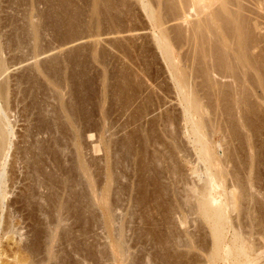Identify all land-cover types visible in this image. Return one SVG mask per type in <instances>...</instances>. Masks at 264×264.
I'll use <instances>...</instances> for the list:
<instances>
[{"label":"bare ground","instance_id":"bare-ground-1","mask_svg":"<svg viewBox=\"0 0 264 264\" xmlns=\"http://www.w3.org/2000/svg\"><path fill=\"white\" fill-rule=\"evenodd\" d=\"M21 1H24V0H21ZM26 1H27L29 6H31V5L33 6V5H35L34 1H36V0H25L24 1L25 4H26ZM40 1L41 0H39V2ZM101 1L105 2L106 0H93V2H91V3L92 4H95V2L101 3ZM136 1L140 5L141 9L145 13V17L148 19V21L150 22V24L153 28V29L151 28L152 29L151 37H152L153 44H154L156 50L159 52L158 54L162 58L161 60L163 61V63L166 66L167 72L169 74V78L173 83V87L175 90L174 94L177 97L178 106L180 108L179 113H178L179 115L177 117H175L176 115L174 117L164 116L161 120L159 118H157V119H159L157 122L160 121L159 124L162 127L161 128L160 126H158V127H160V129H162V132L160 131V133H163L162 135H164L165 138H167L169 140L170 144H168V145L165 144L166 146L164 145V142H163V144L162 143L158 144L157 141L155 142L153 136L151 135L153 140H154L151 144L155 143V146L153 145L150 147L151 152L149 153V152H147V149H145V146H146V144H147V147H148V144L150 145V142L152 141V140L150 141L151 136L148 140L147 139L148 137H145L144 133L142 134V137H143V135L145 137V138L143 137L145 139L143 141H145L144 143H146V144H145V146H143L144 148H141V149L146 150V152H147L146 155L149 156V157H147V156L143 157L144 158L143 161H141L143 159L141 156L145 154V151H144V154H141L143 152V150L141 151L139 146L143 145L144 143H143V141L138 140V138L139 139H143V138L134 137V138H137L136 142L141 141V144H139L138 147H136V149L138 148L139 150L137 149V151H136L134 149L135 148L134 144H136V142L135 143L133 142L134 143L133 144L131 142V140H132L131 136L132 135L131 134H130V136L127 135V136H129V138H131V140L128 138L129 140L127 139L126 141H129L128 143L131 142L133 144V151L135 150L136 152H138V151H139V153L141 152L140 153L141 155L139 154L140 158L138 157L139 158L138 161H141L140 165L142 164L141 165L142 169H140V170H142L141 171L142 177H139L136 174L137 175L136 177L140 178V180L138 179L139 183L141 184V181L143 183L144 178H145V180L146 179L150 180V178L152 179L153 177H154V179H152L153 181L151 180L149 186L152 187L151 183L152 184L155 183V185H157V183L159 182L158 187L155 186V188L153 190L151 189V187L149 188L148 186H146L149 189H151V190H149L147 188L149 190V192H148L149 194H147L148 190L146 188H144L145 190H147L146 194L148 196H146V194H144L145 193L144 190H143L144 193L143 192L142 193L148 198L145 199V201H143V198H145L143 195L141 202H144V203H142L143 204L142 206L145 207V209L148 213L156 211V214H159V213H157V212H159V210L164 211L165 214L167 213L169 216H171V217L173 216L172 220H174L177 225L178 224L179 225L184 224L183 219L180 217L181 215L179 214L180 211L181 212L183 211V213L186 214L187 218L189 216L193 217L194 219L190 217L192 223L196 222V220H199V222L201 221L204 224V226L207 228L206 233H207V235H208L207 237L209 239V243H207L206 248H204L202 251L206 254V258L211 263L222 262V264H264L263 262L261 263V260L264 259V251H262V252L258 251V249L254 248L255 245L253 246V244H252L253 240H252L251 236L255 233L250 232L251 229L247 230L251 234L252 233L253 234L250 235L246 231V233L248 234V236L246 237L245 236L246 233L244 232L245 234H243V232H242V231H245V230H243L244 225H245L244 222H243V225H242V223L238 222V220L240 221L241 217H242L240 215V211H242V210H240V205H241L240 203H242V202H238V199H239L238 195L239 194L237 195L236 190H237V192H239V190H238L239 184H237V183L240 182L241 179L239 181H237L238 177L236 178L235 174L233 176L234 170L232 172H230L231 170H228L229 166H232V169H235V167H237L238 165L239 166H242V165L245 166V167L243 166L245 169H243L244 173H242V174H243L244 178H242V180L245 179L246 181L243 184H244V186L248 187L247 194H248V192L250 194V196L249 195L248 196L254 197V196H252L254 193L252 190L255 189V186L252 183V181L254 180V176H255V173L257 172V170L254 173L253 167H255L254 164H255V161L257 160V156H258V153L256 155V151H255V150H257L255 144L257 143V140H258L257 137H255V134H257V133H255V131H256L255 129H258L257 128L258 126H256L257 125L256 120H257V123L259 122L258 119H254V116L256 114H259V113H257V112H259L258 108H260V107H258L259 103L264 102V77H262V75H261V69H260V71L258 69L259 68L257 65V64H259V63H257L259 61V60H257L258 56L252 55L254 58H252V56H248V52L252 53L251 50H253V47L254 46H255L254 48L257 47L256 43L253 40V38L255 36H254V34H252V31L256 30V28H257V24H256L257 20H255V18L250 19V17L253 18L252 16H254L256 14V13H253V11L251 13H253L254 15L250 14L248 12L249 16L251 15L250 17L248 15L247 16L244 15L248 11L244 5H245V2L247 4L250 3V5L253 8L258 9L259 5L263 6L262 4L264 3V0H168V2H165V4H168V5H166L167 6V10L165 11L166 13L164 12L163 14L160 13V11L158 10V9H160L158 7L162 6L160 3L161 0L160 1L155 0V1H157L156 6L150 0H136ZM18 2H19V0H17V3L13 2V4L16 3L15 6L19 5ZM24 2H21V3H23V5H25ZM49 2H51V1H49ZM49 2H47V3H49ZM0 3H2V2H0ZM21 3H20V5H21ZM47 3H45V4L47 5ZM98 3H96L95 5H97ZM23 5H21V6H23ZM163 7H165V6L163 5ZM45 9H46V7H45ZM92 10L94 13V11H95L94 6H93ZM249 10H251V9L249 8ZM260 10H262V9H260ZM46 12H47V9H46L45 13ZM262 12H263V10H262ZM33 13H35V12L30 11V13H28V15H26V17H25L26 26L23 27L21 29V31L24 29L22 31V33H24V35L28 38V40L26 39L28 41L27 43L28 44L30 43L29 45H31V48H30V46L28 48V49H30V50H28V51H30V53L33 51L31 53L32 55L29 54V55L33 56V57H31V59L36 60V58H38L41 54L46 53V52H44L42 50L40 51V47H41L40 46V38H41L40 35L41 34H39V32L41 30V27H42L41 24L42 23L40 22L41 23L40 24L38 21H36V22L33 21V20H35L34 19L35 17H37L38 15H41L42 13L39 14V12H36L35 13L36 15H34ZM47 13L45 14L46 15L45 20L48 18L47 15L50 14V12L48 14ZM96 13L98 14V11H96ZM42 15H44V14H42ZM256 15H258V14H256ZM256 15L254 17L258 18ZM167 16L172 17L175 21L177 20L179 22L180 21L182 22L180 24V26L178 25V27H179V28L177 27L178 30H176L175 32L174 31L172 32L173 34H170L171 29L167 28V26H166ZM39 18H41V17H39ZM36 20H37V18H36ZM41 20L39 19V21H41ZM44 26H45V24H44ZM96 27H97V25H96ZM130 32H128V33H130ZM253 33H254V31H253ZM172 35H174V38L170 37ZM252 36H253V38H252ZM24 37H23V40H24ZM171 38H173L172 41H174V42H175L174 39L178 40L177 42H180V43L184 42L183 45L184 46L186 45L187 48H189L188 52L190 51V54L185 53V54H187V56H185V58H180L179 56L177 57L176 56L177 55L176 50L174 49L173 44H171ZM26 40H25V42L23 41L25 44H26ZM261 40H262V38H261ZM19 42H22V41H19ZM19 42H17V44ZM180 43H178V46L181 45ZM21 45H23V44H21ZM41 45H43V44H41ZM183 45H181V46L184 47ZM16 46L18 47V45H16ZM19 48H21V47H19ZM3 49H5V48L2 47L1 38H0V77L5 75L9 69L8 65H6L7 63H5L6 61H4V59L2 58ZM47 51H49V50H47ZM249 55H251V54H249ZM256 56H257V58H255ZM182 57H184V55ZM27 58L29 60L30 56ZM22 61H23V59H22ZM149 62H151V61H149ZM263 64H262V66H263ZM50 68H52L53 70ZM50 68H49V70H51L53 72H55V70L57 69V68L54 69L53 66H51ZM35 69H38V68H35ZM57 70H56V72H57ZM249 71H252L251 73L254 72L252 77L251 76L249 77V75L251 73H249V75L247 74V72H249ZM50 76L52 77V75H50ZM215 76H217L219 80H216L217 78H215ZM58 79H59V77H58ZM121 80H122V78H121ZM226 80H228V81L230 80V81L227 82ZM47 81H48L47 83H48L49 89H51L49 91L50 92L52 91V93H54V94H52L53 97L52 96H50V97H52L53 99L55 97V99H57V100H54V101H56V102L59 101L58 103L60 105H57V107L55 108L56 110L54 108L52 109V111L55 110L54 113L52 112V115H53L52 120L50 119V121H47L44 119V122H42L43 124L42 125L39 124V125L41 127L42 126L44 127L42 129L44 130V133L46 135L50 134V132L53 133L52 129H54V128H55L54 130H56L54 132L65 131V133H66V131H68L67 133H69L70 136L68 137L69 139H67V140L68 141L70 140L72 145H75V146L77 145V147H79L80 144L78 142H79V139L81 138V136L79 138V135H80L79 132L81 131V130H79V128L83 129V127L79 126L78 121L80 120L79 119L80 117L85 116L86 112L83 115L84 111L81 109V106H78V105L75 106L76 108L73 107V110H72V107L71 108L69 106H68L69 108L66 107V105H65L66 103L64 102V100L61 99L64 97V95L61 93L62 86L60 89V86L57 85L58 82L56 80L52 81L51 79L48 78ZM54 81H56L57 83ZM6 84H7L6 82L5 83L2 82V84L0 83V264H50L52 261H55L57 259L56 258L57 256H55L56 251L54 250V247H55L54 243L58 239L57 236L59 237V235H58L60 233L59 231L62 229V227L65 226V225L63 226V224L65 222L64 213L67 211V206L71 204V202H72L71 200L75 199V203L77 205V206L76 205L75 206L78 207L79 210H81L79 207L80 206L82 207V204H85L84 202L88 198L82 199L81 194L76 195L75 193H72V194H70V196L72 195L71 198L69 196L71 202L66 203V201H68V200H65L67 197H65L63 195L64 194L63 190L61 191V192H63V194L60 191H56V192H60L61 195L64 196V198L61 199L60 196H58V194H59L58 193L56 197L59 198V200L55 197V199L57 201H55V200L53 201V199L52 200L50 199V198H52V196L50 195V198L47 197L48 200L50 199V202H47V204H45V205L43 204L45 207L47 205V209H45V210L42 209V213H43L42 216H44L43 219L45 220L44 222H46L47 227L46 226H45L46 228L44 227L45 228V232H43L44 236L41 235V237L43 236L44 238L39 240V241H41V243L36 241V239L38 240V237L40 236V234H38V230H37V232L35 231L36 229H34V226L30 227V229L31 228L34 229V230L31 229V230L35 231V233L38 234L37 235L38 237L34 236V238L37 237L36 239L32 238L34 235V232H32V231H31V233L33 234V235H31L32 239H30V237L27 236L30 233V230H29L28 234L23 235V233H22L23 231L21 232V229H24V228H21V226H19L20 223L15 224L16 220H14V219H16V216H14V214L16 215V211H17V218L21 217V215H22V217L20 219L23 220L24 219L23 218L24 212H22V211H24L25 209L27 210L28 208H26V207L28 205H30L28 207L32 208V206L35 204L32 201H34L35 197H37L36 196L37 192L35 193L33 184L35 187L38 186V189L42 188V187H44L43 189L49 188L48 191L50 190L49 194H51L50 192L54 189L52 187L53 184L51 183L52 182L51 179L52 178L54 179V177H55L52 174L51 175L53 177L51 175H49L48 174L49 172L47 173L45 171L46 169H44V171L42 172L41 169H43L45 167L44 166L45 164L43 165V167L40 166V168L42 167L40 169L38 166L39 163L36 161L37 159L35 160V158H34L35 155H38V157L42 156L43 155L42 151H44V154H45V152H46L45 150L48 151V155L50 156V153H49L50 147L48 149L43 150L42 147L38 146L39 147L38 148L34 143L33 144L35 146L31 145L32 143H30L28 141L30 143L28 147L25 146V147L16 149L17 153L15 154V158H14L15 159V161H14L15 165L18 164L20 166L21 162H26L25 165L28 164L27 165L28 167L27 166H25L26 168L24 167L25 169H27L26 173H24V174L28 175V176L26 175L27 176L26 179H28V181H30V186L29 187L27 186L26 191L23 192L24 194L22 193L23 195H20V196H22L23 204L25 202V205L27 204V206L24 205L25 208L22 207L23 204H21V201H20L21 198L18 197L19 200L15 201V203L18 204L19 203L18 201H20L19 207L24 208V210L22 208H20L22 210V211L20 210L22 212V214L20 213V216H18V214L20 212L18 207H16L18 210H16V208H15V210H16L15 213L14 212L12 213V211H11V213H6L7 216L4 214L5 205L6 206L8 205V203L7 204H5V203H6V200L8 201L9 198L7 199V197L10 194V191H8V187H9V185L11 186V184H12V186H15L16 185L15 181H17V179H18V177H16V173L14 172V170L9 168L10 166L13 167V165L12 164L10 166L8 165V161H9L8 159L10 157H11V159L13 158L12 156H10V152H11V149L13 148L12 146H14L13 139L15 137V133H14V128H13L11 121H10L11 118L8 114V113H10L11 107L9 108L10 102L8 100V99H10L8 96L9 90H7L9 87ZM122 86H124V85H122ZM141 88H142V86H141ZM257 88H260L263 96H258L256 94L255 91ZM119 91H121V89ZM261 91H260V93H261ZM253 93H255L256 95ZM253 98L255 100V103L253 101H251ZM257 100H259V103ZM62 101L64 102V104H62ZM45 104H47V103H45ZM260 105H262V104H260ZM102 108L100 106H98V111L96 110L99 113L98 117H100V122L97 121V123H99V124H97L98 127L97 126L94 127L95 131L97 128L96 132H98V133H97L96 137L99 138L97 140V141H99V143L97 142V144H99V146L93 145V147L96 148L93 150H96L98 155L100 152L102 153V154L100 153L101 158L99 157L100 159H98L99 163H101V164H98L101 167V168H99L100 173H98L100 176V178L98 177L100 179V181L98 184H97V182L96 183L94 182L92 176L90 175V171H89L90 170L89 169L90 164H88V163L85 164V162H83V163L80 162L83 159L80 161L77 160L79 162H78V164H76L75 170L77 169L76 170L77 174L80 173L79 174L80 177H83V181H84V179L86 180L84 182V184H86L87 186H84V187L87 188V191L89 192V193L88 192L87 193L90 195V196L88 195L89 196V199H88L89 205L87 204L88 207L92 208V212L94 211V209H93L94 207H96L95 209L100 210L98 212H101L100 217L102 219L100 218L101 219L100 222L102 223L101 226L104 228L103 230L102 229L101 230L102 231L109 230L110 231L109 236L113 237L111 241L109 240L110 242L108 241L109 242L108 243V251H107L108 255L105 254V252H104V254H105L104 257L107 255L109 258V259L107 258V260H110V262L115 263L117 261H121L122 264H125V261L127 263V259H128L127 254H128V251L130 250L129 249L130 247L126 246L127 234H125L126 229H124V228H126L127 222L134 218V215L131 212V209H133L135 206L138 207V205H140L141 203L139 204L140 200L139 199L137 200V198H135V192H137V188H138L137 187L138 183H136V181H137L136 177L131 175V177H133L134 180L136 179L135 184H134L135 186L134 185L130 186L128 184L126 186V184L123 182V180L124 179L127 180L128 179L127 176H129V175L128 174L126 175L125 173H127V172H124L125 170L123 171L122 169L126 168V170H127V168H129V167L132 168L131 164L133 161L135 162V160H132V158H134L132 156L135 154V156H136L135 159L137 162V156L138 155H136V154H138V153H136V152L133 153V151H132V153H133V155H132L131 149H129L130 148L129 145H131V144L126 146L127 143L124 144L125 143L124 142L122 144V142H121L122 140H121L120 144L125 146V147H123V146L121 147L119 142L116 141L117 139L115 140L116 142L111 140L110 136L116 132H113L111 134L110 132H112V131H110V128H111V130H113L112 127H115V126H113V124H116V123L111 122L113 124H110L109 121H111V120H109V118H108V116L110 114L108 115V113H111V112L107 113L106 112L107 110L104 111ZM139 109H140V107H139ZM142 110L144 111L143 108H142ZM41 112L43 113L42 110H41ZM145 112H144V114H145ZM80 114H82V116H80L78 118V116ZM140 114L142 115V111ZM145 115H147V114H145ZM145 115H143V119H144ZM39 116H40V114H39ZM87 116H89V115H87ZM53 117H55V118H53ZM92 117H93V115H92ZM133 117H135V116H133ZM161 117H162V115H161ZM77 118L79 119L78 121H77ZM82 118H81V123H82V120L84 119V118L83 119ZM136 118H138V117H136ZM140 118L142 119V117H140ZM97 119H99V118H97ZM42 121H43V119H42ZM254 122L256 125L254 124ZM176 123L178 124V126L181 127L180 130L178 129L180 131V133L172 134L174 131H173V129L171 130V128L173 126H175ZM159 124H157V125H159ZM61 125H63V127H64V128L62 127L63 129L59 128V126H61ZM95 125H96V123H95ZM111 125H112V127H111ZM157 125H156V127H157ZM39 127H36V128H39ZM57 127H58V129H57ZM87 127H89V125ZM90 127H91V124H90ZM124 127H125V125H124ZM152 127H153V125H152ZM66 128H67V130H64ZM33 129H34V127H33ZM151 129H153V128H151ZM262 129H263V127H262ZM43 130L41 131L38 129V131H41V132H43ZM145 130L142 129L141 133L143 131L145 133H146V131H148V130H146V131ZM28 131H29V129H28ZM151 131H149V135L151 134ZM90 132H91V130H90ZM131 132H133V131L131 130ZM136 132H138V131H136ZM27 133H28V135L26 137H28V138L35 135V133H34L33 135L31 134V136H30L29 132H27ZM78 133H79V135H78ZM108 133H109V135L110 134L111 135L107 137ZM62 134H64V132ZM132 134H135V133H132ZM146 135H147V133H146ZM36 136H38V135H36ZM112 136H114V135H112ZM137 136H138V134H137ZM139 136H141V135H139ZM89 137L90 136H88V138H87L88 140L90 139ZM94 138H95V136H94ZM126 138L127 137H125V139ZM64 139H66V138H64ZM91 139H93L92 135H91ZM180 139H184L186 141L185 144H186L187 148L182 147L180 145ZM28 140H30V139H28ZM63 141H64L63 139H61V141L59 139L53 140L54 144L52 145V143H51V145L54 147H51L50 149L53 150V148L56 147L57 148L56 150H58V148H61V146H63V145H64V147H66L68 145V142H64L67 144L65 146ZM224 141H226L227 146H229V145L232 146V149H227L228 148L227 146H226L227 148L225 149L224 148V144H225ZM35 142H36V139H35ZM117 142L120 146L117 144ZM158 142H160V141L158 140ZM24 143L26 145L27 142H24ZM40 143H42V142H40ZM46 143H47V141H46ZM259 144H260V142H259ZM37 145H38V143H37ZM64 147H63V149H64ZM77 147H74L76 149V151L74 150L76 153L78 151ZM257 148H258V145H257ZM52 150H50V151L54 153V151H52ZM129 150H130V152H129ZM17 154H18V157H16ZM39 154H42V155H39ZM46 154H47V152H46ZM76 155H79V154H76ZM130 155H132V156H130ZM176 155L178 156V158L181 155L183 160L186 162V164H185V162H184V164L186 166L191 167V169L189 170V172H190L189 177H194L197 180L196 182L189 183L188 181H185V179L181 178L180 172L178 173L176 171L177 166H176L175 160H174V157H176ZM52 156H53V154H52ZM76 157H77V159H81V158H79V156H76ZM76 157H75V160H76ZM49 159L50 158H48V160ZM145 159L148 161H147V163H145L143 165V162L145 161ZM83 161H85V160H83ZM42 162H45V161H42ZM12 163H13V161H12ZM237 163H238V165H237ZM257 163H259V162L257 161ZM138 165L139 164H137V166ZM133 168H135V167H133ZM133 168L131 169V173H132ZM139 168H140V166H139ZM21 169H23V168L21 167ZM60 169L61 168H59V170ZM59 170H57V171L59 172ZM121 170H122V172H118ZM97 171H98V168H97ZM134 171L135 170H133V172ZM137 171L139 172L138 168H137ZM137 171H135V173H137ZM123 172H124V174H123ZM9 173H11L10 176H9ZM20 173H22V172L20 171ZM55 173H56V171H55ZM63 174H65V173H63ZM132 174H134V173H132ZM145 174L146 175L152 174V176H146V177H148V178H146ZM49 176H51V178ZM56 177H57V175H56ZM64 177H65V175H64ZM133 178H131V179L133 180ZM228 178H232V179H230V181L232 180L231 181L232 183L229 182ZM59 179H60V177H59ZM131 179H130V181L132 182ZM227 179H228V181H227ZM65 180H63V182L61 180L60 183H62V184H60V185H63L64 187L61 186V188L62 187L64 189L66 188L64 191L67 192L68 187L66 185H68V183H67L68 180L67 181H65ZM55 181L58 182V180H56V178H55ZM76 181L78 183V180H76ZM121 181H122V183H124V186H123V184H121ZM154 181H156L157 183ZM57 182H55V183L57 184ZM8 183H11V184L8 185ZM133 183L134 182H132L131 184H133ZM145 184H147V183H145ZM240 184H241V186H243L242 183H240ZM177 185H178V187H180V186L181 187L178 188ZM56 186L58 187V185H56ZM56 186L54 184L55 188H56ZM244 186L241 188H244ZM69 187L71 188V186H69ZM10 188H12V187H10ZM10 188H9V190H10ZM12 189H14V188H12ZM73 189L74 188L72 186V190ZM177 189H178V191H177ZM179 189H180V193H179ZM244 189H243L244 191H242V192L245 193L246 187ZM56 190H59V188L58 189L56 188ZM53 191L55 192V190H53ZM254 191H257V190L255 189ZM56 192L53 194L56 195ZM68 192H69V190H68ZM133 192H134V194H133ZM242 192H241V194H242ZM250 192H252V193H250ZM257 192H255V196H256ZM73 194H75L74 198H72ZM133 195H134V197H133ZM257 195H259V194L257 193ZM46 196L47 195L42 196V197H46ZM66 196H67V193H66ZM139 196H142V194L140 195V192H139ZM248 196L246 195L245 197L248 198ZM53 197H54V195H53ZM245 197L240 198V199H244ZM123 198H125L124 201H123ZM40 199H42V198H40ZM47 199L45 198L44 200H47ZM240 199H239V201H241ZM250 199H249V201H250ZM42 200H40V202ZM43 202L45 203L46 201H43ZM126 202L128 203V205ZM86 203H87V201H86ZM90 204L92 207H90ZM122 204L127 205V207H128V208L126 207L127 211H125V208ZM9 205L10 206L12 205V203L10 204V201H9ZM43 205H42V207H43ZM34 206H36V205H34ZM38 206L41 207V204ZM121 206H123V208ZM39 207L38 208L33 207V208H36L37 210H39ZM68 207L70 210L72 209V207L74 208V206H71V207L68 206ZM120 207H121L122 211H118V209H120ZM144 207H142V208H144ZM7 208H9V207L7 206ZM12 208L14 210L13 205H12ZM89 208H87V209L90 210ZM69 209L67 212H69ZM82 209H84V208L82 207ZM87 209H85V210H87ZM72 210H74V209H72ZM75 210H77V209H75ZM123 210L125 211V214L124 213L121 214L122 216L119 215L120 217H118V215H115L117 213V211L122 213ZM33 211H34L33 213L36 214L35 209ZM39 211H41V209ZM28 212L31 213V211H29V210L27 211V213L25 211L26 214H28ZM83 212H85V211H83ZM83 212H82V214H83ZM30 213L28 215H31V218L29 217L27 219H31L29 221H32V216H34V214L33 213L30 214ZM76 213L78 215L77 211H76ZM79 213H81V211H79ZM87 213H89V212H87ZM38 214H40V212H38ZM71 215H70V217H71ZM77 215H75V216H77ZM81 215L79 214L78 216L81 217ZM96 215L97 214H95V216ZM67 216H69V215H67ZM186 216L184 215V217H186ZM239 217H240V219H239ZM163 218L164 217H162V215H161L160 220H156V221H158L159 225L161 224V226L166 223L165 222L166 220ZM243 218L245 219V217H243ZM78 219L79 218H77V220ZM100 219H97V220H100ZM97 220L95 218V221L97 223H99ZM33 221H34V219H33ZM249 221H250V219H249ZM66 223H67V221H66ZM35 225H36V223H35ZM40 226H39V229H40ZM98 226L100 227V225L97 224V228H99ZM241 226H243L242 230H241ZM169 230H170V228H169ZM24 233H26V232H24ZM105 235H107V234H105ZM105 238H107V237H105ZM29 239L31 240V242L29 241ZM161 239H164L163 240L164 242L166 240L169 241V243L176 242L177 246L179 244L177 242L178 237L176 238L173 236V234H170V233L168 234V236H166V238L161 237ZM194 239H196V238H194ZM4 240H6L8 242V244L6 243L7 249H4L2 247L3 245L1 246V241H4ZM60 240H61V238H60ZM9 241H12V246L14 245L16 247L12 249L10 247ZM13 241H14V243H13ZM166 243H168V242H166ZM166 243H163V244L165 245ZM193 244H194V240L192 241V239H191V241H188V244L184 243V246H188L190 249V247H192ZM179 245H182V244H179ZM188 247H186V248H188ZM39 253H41L42 255ZM98 253H99V251H98ZM92 254H94V253H92ZM38 255H40V257L42 256L41 257L42 260L37 261L38 260L37 257H39ZM253 256H254V258H252ZM100 257H101V255H100ZM63 258H65V257H63ZM105 258H104V260H105ZM59 259L61 260L62 258H59ZM84 261L86 262V260H84ZM59 262H61V261H59ZM63 262L64 261H62L61 264ZM65 262H66V260H65ZM55 264H57V263H55Z\"/></svg>","mask_w":264,"mask_h":264},{"label":"rangeland","instance_id":"rangeland-1","mask_svg":"<svg viewBox=\"0 0 264 264\" xmlns=\"http://www.w3.org/2000/svg\"><path fill=\"white\" fill-rule=\"evenodd\" d=\"M24 1L19 0L20 3L24 2ZM36 1H34L35 5H33V6L32 5L29 6L27 1H26V4L24 2L25 5H23V3H21V5L24 6L23 7L20 5L19 2H18L19 5L15 6V4L17 3V0H0V2H2V3H0V23H1L0 24V35L2 34L0 36V38H1L2 47L5 48V49H3L2 58L4 59V61H6L5 63H7L6 65H8V67H9L6 74L3 75L2 77H0V83L2 84V82L3 83L6 82L7 83L6 85H8V87H9V88L7 87L8 88L7 90H9L8 96L10 99H8V100L10 102L9 108L10 107L11 108H10V113H8V114L11 118L10 121H11V124L14 128V133H15V137L13 139L14 146H12L13 148L11 149V152H10V156H12L13 158L11 159V157H10L8 159L10 161V162L8 161V165L9 166L11 164L13 165L14 168L12 166H10L9 168L13 169L14 172L16 173V177H18L17 181H15V184H16V185L14 184L15 186H12L11 183H8V185L11 184V186L9 185V187H8V191H10V194L7 197V199L8 198L9 199H8V201L6 200L5 204L8 203L7 206L9 208H7V206L5 205L4 214L6 215V213H11V211H12V213L13 212L15 213L16 210L19 209V211H20L21 210L20 208H22V207L25 208V206H27V204L25 205V202L23 204L22 196H20V195H23L24 194L23 192L26 191V189H27L26 187L30 186V181H28V179H26L28 175L26 174L27 175L26 176L24 174L27 171V169H25L26 168L25 166H27L28 164L25 165L26 162L20 163V166L24 170L21 169V167L18 164L15 165V163H14L15 159L14 158H15V154L17 153L16 149L22 148L25 146L28 147L29 144L32 143L31 145L35 144L37 147L40 146L44 150V149H48L49 147L50 148L54 147V146H52L54 144L53 140L59 139L61 141V139H63L64 140L63 143L68 142V145L66 143H64L65 146L66 145L68 146V147L66 146L67 148L64 147V145L61 146L62 149L58 148V150H56L57 149L56 147L53 148V150L49 148L50 156L48 155V151L45 150L47 152V154H46V152L44 154V151H42L43 155L39 154L42 156L38 157V155H35V157H34L35 160L37 159L36 161L39 163L38 164L39 168H40V166L43 167L44 164H45L44 165L45 167L46 166L48 167V168L44 167L43 169H41L42 168L41 167L40 169L42 170V172L44 171V169H46L45 171L47 173L49 172L48 173L49 175L52 174L55 176L54 179L53 178L51 179L52 180L51 183L53 184L52 187L54 188V189L53 188L52 189L55 190V192L56 191L61 192L63 190L64 194H63V192H61V193L65 197L68 198V199L67 198L65 199V200H68V201H66V203L71 202V201L73 202V203L71 202V204L69 203L70 205H68V206H70V207L74 206V208L72 207V209H74V210L77 209L75 211L72 209L70 210L69 207L67 206V211L69 209V212L66 211L64 213L65 222H64L63 226L64 225L65 226L62 227V229L59 231L60 232L58 234L59 237L57 236L58 241L56 240V242L54 243V245H55L54 250L56 251L55 256H57L56 257L57 259L55 258L56 260L54 259L55 261H52L53 263L52 262L51 263L52 264H55V263L61 264V262L64 261L63 262L64 264H79V263L80 264H83V263L84 264H122L121 261H117L114 263V262H110V260H107V258H108V256H107L108 255L107 254L108 243L112 240L113 237L109 236V234H110L109 230L102 231L104 228L101 226L102 223L100 222L102 219L100 217L101 212H98L100 210H97V209H95L96 207H94L93 208L94 211L92 212V208L88 207V205H89L88 199H89L90 195L88 194L89 192L87 191V188L84 187V186H87L86 184H84V182L86 180L84 179V181H83V177H80L79 172H78L79 174H77V171H76L77 169L75 170L76 164H78V162L82 159L85 161L82 160L80 162H82V163L85 162V164L86 163L90 164V168H89L90 169L89 170L90 175L92 176L95 183L96 182H97V184L99 183L100 176L98 173H100L99 168H101V167L98 164H101V163H99L98 159L101 158V155H100L101 152L98 155L96 150H93V149H96L93 147V145L99 146V144H97V142L99 143V141H97L99 138L96 137V135L98 133V132H96L97 128H96V131L94 129V127H96V126L98 127L97 124H99V123H97V121L100 122V117H98L99 113L97 112L98 106H100L101 108L103 107L102 109L104 111L107 110L106 111L107 113L111 112V113H108V115L109 114L111 115V116L110 115L108 116L109 120H111V121H109L110 124H113V123L117 124V125L113 124V126H115V127H112V125H111L113 130H111V128H110V131H112V132L109 131L111 134L113 132H116V133L112 134L114 136H112L111 134H110L111 135L110 136L108 133L107 137L110 136L111 140H113L114 142L118 141L119 144L121 142H122V144L124 142H125L124 144L127 143L126 146L131 144V145H129L130 146L129 149H131V153L133 151V144L136 142L138 137H140V138L144 137V135L142 137L143 133L145 134V137H148L147 138L148 140H149L150 136L152 135L155 142L157 141L158 144H160V143L163 144V142H164V145L170 144L169 140L167 138H165L164 135H162L163 133H160V131L162 132V129H160V127H161L159 124L160 121L159 122H157V121L159 119L161 120L164 116L174 117L176 115L175 117H177L179 115L178 113H179L180 108L178 106L177 97L174 94L175 90L173 87V83L169 78V74L167 72L165 64L161 60L162 58L158 54L159 52L156 50V48L153 44L152 37H151V35H152L151 32H152L153 28H152L150 22L148 21V19L145 17V13L143 12V10L141 9L140 5L138 4V2L136 0H106L105 2L101 1V3L95 2V4L98 3L97 5L91 3V2H93V0H56V1L55 0H48V1L47 0L46 1L41 0L42 2L41 1L39 2V0H36ZM49 1H51V2H49ZM150 1H152V3H154L155 6L157 5L156 4L157 1H155V0H150ZM13 2H16V3L13 4ZM47 2H49V3H47ZM165 2H168V0H161L160 3L162 6L161 7L157 6L160 9H158L156 7L160 11V13H162V14L167 10L166 5H168V4H165ZM45 3H47V5ZM92 5L94 6V9H95L94 13L92 10L93 9ZM163 5L165 7H163ZM262 5L263 6L259 5V8H258L259 10H258L257 8H253L250 5V3L247 4L245 2L244 6H245V8H247L248 11L244 15L249 16V13L250 14H253V13L258 14V15L255 14L258 18L254 17L255 16L254 14H253L254 16H252L253 18L250 17L251 15L249 16L250 19L255 18V20H257L256 21L257 28H256V30H253L254 33L252 31V34H254V36H255L254 38L252 36V38H253L254 42L256 43L257 47L254 48L255 47L254 46L253 50H251L252 53L248 52V56H252V55L258 56V58H257V56L255 57V58H257V60H259L257 62V63H259V64H257L259 67L258 69H259V71L261 69V75H262V77H264V69H263L264 68L263 67L264 66V64H263L264 63V37H263L264 36V15H263L264 14V9H263L264 3ZM45 7L47 9V12L48 13L50 12V14H48L46 12L48 14L47 15L48 18L46 20H45V18H46ZM248 7L251 10H249ZM260 9H262L263 12ZM30 11H33L35 13L39 12V14H41V13L44 14V15H42V14L38 15L37 17L34 18L35 20H33L35 22L38 21L39 23L40 22L42 23V24L40 23L42 25V27L40 26L41 30L39 32V34H41L40 35L41 36L40 46L42 47V48L40 47V51L42 50V51L46 52V53L41 54L38 58H36V60L31 59V57H33V56H31L32 55L31 53L33 51L31 53H30V51H28V50H30L28 48H29V46L31 48V45H29L30 43L29 44L27 43L28 38L24 35V33H22V31L24 29L21 31V29L26 26L25 17H26V15H28V13H30ZM96 11H98V14L96 13ZM252 11H253V13H251ZM35 13H33V14L36 15ZM39 17H41V18H39ZM36 18H37V20H36ZM38 18L40 20L41 19L42 20L39 21ZM166 19H167L166 20V22H167L166 26H167V28L172 30V31L170 30V32H171L170 34H173L172 32L173 31L175 32L176 30H178L177 27H178V25L180 26V24L182 22L181 21L179 22L177 20L175 21L172 17H168V16ZM43 23L45 24V26ZM96 25H97V27H96ZM125 31L126 32L131 31V32L126 33ZM23 37H24V40H23ZM170 37L174 38V35H172ZM173 38H171V44H173V47L176 50L177 55L176 54L175 55L177 57L179 56L180 58H185V56H187V54H185V53L190 54V51L188 52L189 48H187L186 45H185L186 47L183 45L184 42L183 43L177 42L178 40H176V39H174L175 40V42H174V41H172ZM261 38H262V40H261ZM18 40L22 41V42H19ZM25 40H26V44L24 43ZM17 42H19V43L17 44ZM20 43L23 45H21ZM178 43H180L184 47H182L181 45L178 46ZM41 44H43V45H41ZM16 45H18V47ZM19 47H21V48H19ZM47 50H49V51H47ZM29 54H31V55H29ZM249 54H251V55H249ZM28 55L30 56L29 60L27 58V57H29ZM181 55L182 56L184 55V57H182ZM253 56H252V58H254ZM22 59H23V61H22ZM149 61H151V62H149ZM261 63L263 64V66ZM49 66L50 67L53 66L54 69L57 68L58 69V70L56 69L57 72L55 70V72L57 74L55 72L49 70V68H50ZM35 68H38V69H35ZM50 69H52V68H50ZM251 72L252 71H249V72H247V74L249 75V73H251ZM253 73H251L249 75V77L250 76L252 77ZM50 75H52V77ZM58 77H59V79H58ZM48 78L51 79L52 81L56 80L58 83L56 81H54V82H56L57 85L60 86V89L62 86L61 93L64 95V97H63L64 99L63 98H61V99L64 100V102L66 103L65 104L66 107H68V106L70 108L72 107V110H73V107L78 105V106H81V109L84 111L83 115L86 112L85 116H82V114H80L78 116V118L80 116H82L84 119L86 118L85 120L82 117L79 118L80 120L77 118V121L79 120L78 121L79 126L83 127V129L79 128V130H81L79 132L80 135L78 133L79 138L81 136V138L79 139V142H78L80 144V145L78 144L79 147H77V145L76 146L72 145L70 140L69 141L67 140V139H69L68 137L70 136V134L67 133L68 131H66V133H65V131H61L64 128L63 125L59 126V128L63 127L60 130L61 132H59V131L54 132V131H56V130H54L55 129L54 128V129H52V132L54 134L50 132V134H48V135H46L44 133V130L42 129L44 127L40 126L43 124L42 122H44V119L47 121H50V119L52 120V116H53L52 112L54 113L57 105H60L58 103L59 101H57V102L54 101V100H57V99H55V97H54V99L52 98L53 97L52 94H54V93H52V91L51 92L49 91L51 89H49V86L47 83ZM121 78H122V80H121ZM215 78H217L216 80H219L217 76H215ZM226 81L229 82L230 80L229 81L226 80ZM122 85H124V86H122ZM141 86H142V88H141ZM120 89H121V91H119ZM260 91H261L260 88H257L255 92L258 96H263L262 91H261V93H260ZM253 94H255V93H253ZM50 96H52V97H50ZM251 101H253L255 103L254 98ZM257 101L259 103V100H257ZM64 102L62 101V104H64ZM45 103H47V104H45ZM260 104H262V105H260ZM139 107H140V109H139ZM258 107H260V108H258L259 112H257L259 114H256L254 116V119L259 120L258 123L256 120L257 125L254 122V124L256 126H258L257 127L258 129H255L256 127L254 126L255 127L254 129L257 131V132L255 131V133H257V134L259 133L258 135L255 134V137H257V139H258L257 143L255 144L256 149H257L255 151H256V155L258 153V156H257V160L255 161V164H254L255 167H253V172L255 173L256 170H257V172L255 173L254 180L252 181V183L255 186V189L258 192L254 191L255 189L252 190L254 192L252 196H254V197H249L250 196L249 192L247 194L248 187L244 186V184H243L246 181L245 179L242 180V178H244L242 173H244L243 169H245L244 168L245 166L244 165L239 166L237 163V165H238L237 167H235L236 165L234 164L235 169H232V166H229L228 170H231L230 172H232L234 170L233 176L235 174V177L236 178L238 177L237 181H239L241 179L240 182L237 183V184H239V186L238 185L237 186H238V190L240 192L239 193L236 190L237 195L239 194L238 198L240 199V198L245 197L246 195L247 196L249 195L248 198L245 197L244 199H240L241 201H239V199H238V202H242V203H240L242 206L238 203L240 205V210H242V211H240V215L242 217L240 216L241 220L240 221L238 220V222L242 223V225H243V222L245 224L244 229L242 228L243 226H241V230L242 229L245 230V231H242L243 234H245L246 231L250 230V229H251L250 232L255 233V234L252 233L253 234L252 235L249 231H247L250 235H252L251 237H252L253 241L252 240L251 241H252L253 246L255 245L254 248L258 249V251L262 252V251H264V212H263L264 211V108H263L264 102H260ZM53 108L55 110L52 111ZM142 108L144 109V111L142 110ZM41 110L43 111V113L41 112ZM141 111H142V115L140 114ZM144 112L147 115H145ZM39 114H40V116H39ZM87 115H89V116H87ZM92 115H93V117H92ZM143 115L146 116V117L144 116V119H143ZM161 115H162V117H161ZM133 116H135V117H133ZM136 117H138V118H136ZM140 117H142L143 120ZM53 118H55V117H53ZM81 118L83 119L82 123H81ZM97 118H99V119H97ZM157 118H159V119H157ZM42 119H43V121H42ZM111 122H113V123H111ZM155 122L159 125H157ZM95 123H96V125H95ZM87 124L89 125V127H87L88 126ZM90 124H91L92 128L90 127ZM124 125H125V127H124ZM152 125H153V127H152ZM156 125H157V127H156ZM158 126H160V127H158ZM33 127H34V129H33ZM36 127H39V128H36ZM262 127H263V129H262ZM144 128L148 131H146ZM151 128H153V129H151ZM180 128L181 127L178 126V124L176 123V125L171 128V130L173 129V131H174V132L172 131L173 132L172 134L180 133V131H179ZM28 129H29V131H28ZM38 129L41 131L43 130V132L38 131ZM57 129H58V127H57ZM130 129L133 132H131ZM142 129L146 131L147 135L144 131L141 133ZM64 130H67V128ZM90 130H91V132H90ZM136 131H138V132H136ZM149 131H151L150 135H149ZM27 132H29L30 136H31V134L33 135L34 133H35V135L28 138V137H26L28 135ZM63 132H64V134H62ZM132 133H135V134H132ZM66 134L67 135L69 134V135L67 136ZM130 134L133 136V137L131 136L132 140H131V138H129ZM137 134H138V136H137ZM36 135H38V136H36ZM87 135L90 136L89 140L87 139L88 138ZM91 135L93 136V139H91ZM127 135H129V136H127ZM139 135H141V136H139ZM94 136H95V138H94ZM124 136L127 138L125 139ZM152 136L150 138V141L151 140L152 141L150 142V145L148 144V147H147V144L144 143L145 141H143V140H145L144 139L145 137L143 139L138 138V140H141L144 143L143 145L139 146V148L140 149L144 148L143 146H145V144H146L145 149H147V152L150 153L151 152L150 147L153 145L155 146V143L151 144L154 141ZM134 137H137V138H134ZM34 138L36 139V142H35ZM64 138H66V139H64ZM128 138L131 140L132 143L133 142L134 143L133 144L131 142L128 143L129 141H126ZM28 139H30V140H28ZM158 140L160 142H158ZM46 141H47V143H46ZM141 141L136 142V144L138 143L137 145L134 144L135 145L134 149L136 151L138 149V148L136 149V147H138V145L141 144ZM24 142H27L26 145ZM40 142H42V143H40ZM118 142H117V144H118ZM259 142H260V144H259ZM37 143H38V145H37ZM51 143H52V145H51ZM185 143H186V141L184 139H180V145L182 147L187 148ZM224 143L223 144H224L225 149L227 147H228L227 149H232V146L226 145V141H224ZM122 144H120L121 147L122 146L125 147ZM257 145H258V148H257ZM63 147H64V149L65 148L66 149L64 150ZM74 147L78 148L77 153L75 152L76 149ZM50 150L54 151V153L51 152ZM135 150L133 151V153L136 152ZM142 150H143V152L142 153L140 152V153L144 154V151H145V154H144L145 156L142 155L141 157L142 158L146 157V156L149 157L148 155H146L147 154L146 150L141 149V151ZM129 152H130V150H129ZM75 153L79 154V155H76ZM133 153H132V155H133ZM136 153H138V154H136V155H138L137 156V162L135 159V157H136L135 154L133 156L130 155V156L134 157V158L131 157L132 160H135V162L133 161L131 165H132V168L135 167V168H133V170H135V171H137V168H138L139 172L141 174L138 171H137V173H135V171L133 172V170H132V173H134V174H132L131 173L132 168H130V167L127 168V170H126V168L122 169L123 171L125 170L124 172H127V173H125L126 175L128 174L130 176V177L127 176L128 177L127 180H125V179L123 180V182L126 184V186H127V184L130 186L134 185L135 181L137 179L136 183H138L137 184L138 188H137V192H135V198H137V200L138 199L140 200L139 204L141 203L140 205H138V207L135 206L133 209H131V212L133 213L134 218L132 220L128 221L126 224V228H124V229H126L125 234H127L126 246L130 247L129 248L130 250L128 251V254H127V258H128L127 263L125 261V264H222V262H217V263L209 262L208 259L206 258V254L202 251L204 248H206L207 243H209V239H208V237H207L208 235L206 233L207 228L204 226V224L201 221L199 222V220H196V222L192 223L191 218H193V217L189 216L187 218L186 214H184L183 211L182 212L180 211L179 214L181 215L180 217L183 219L184 224L183 225H179V224L177 225L175 223V221L172 220L173 216L171 217L167 213L165 214L164 211L159 210V212H157V213H159L160 215L156 214V211L148 213L146 211L145 207L142 206L143 205L142 203H144V202H141L143 195L146 194V191L151 187L149 185H150L151 180L154 179V177L152 179L149 177L150 180H148V179L145 180V178H144L145 182L143 181V183H142V181H141V184L139 183V180H140L139 177H142L141 176L142 170H140V169H142L141 168L142 164L140 165V162L143 161L144 158L142 160L140 159L141 161H138V159L140 158L139 156L141 154L139 153V151ZM52 154H53V156H52ZM76 156H79V158H81V159H77ZM16 157H18V154L16 155ZM75 157H76V160H75ZM48 158H50L49 159L50 161L48 160ZM181 158H182L181 155L179 156V158L177 155H176V157H174L175 164L177 166L176 171L178 173L180 172L181 178L185 179V181H188L189 183L196 182L197 180L194 177H189V173H190L189 170L191 169V167L186 166L185 165L186 162L183 160V158L182 159ZM10 159L13 161V163ZM77 160H79V161H77ZM42 161H45V162H42ZM147 161L148 160L145 159V161L143 162V165L145 163H147ZM257 161L259 163H257ZM184 162H185V164H184ZM137 164H139V165L137 166ZM139 166H140V168H139ZM59 168H61V169L59 170ZM97 168H98V171H97ZM57 170H59V172ZM122 170L118 171V172H122ZM20 171L22 173H20ZM55 171H56V173H55ZM124 172H123V174H124ZM63 173H65V174H63ZM136 174L139 176L138 178L136 177L137 176ZM10 175H11V173H9V176ZM56 175H57V177H56ZM64 175H65V177H64ZM131 175L136 177V179L134 180V178L131 177ZM51 176H49V177L51 178ZM146 176H152V174L151 175L145 174V177ZM59 177H60V179H59ZM55 178H56V180H58V182L55 181ZM64 178L65 179L67 178V179L65 180ZM131 178H133V180ZM146 178H148V177H146ZM130 179L132 180V182H134L133 184H131L132 182L130 181ZM228 179H229V182L232 181V180L230 181V179H232V178H228ZM228 179H227V181H228ZM53 180L55 182H57V184ZM61 180H62V182H63V180H65V181L68 180L67 181L68 185H66V186L68 187L69 192H68V190H67V192L64 191L66 188L64 189L63 188L64 186L60 185V184H62V183H60ZM76 180H78V183ZM156 181H154V182H156ZM124 183H122V181H121V184H123V186H124ZM145 183H147L148 185ZM240 183H242L244 188L246 187L245 193L242 192L245 189L241 188L243 186H241ZM54 184H55V186L58 185V187L56 186V188L57 189L59 188V190H56V188L54 187ZM158 184H159V182L157 183V185H155V183L154 184L151 183V185L153 187V188L151 187V189L153 190L155 188V186L158 187ZM61 186H63L62 187L63 189L61 188ZM69 186H71V188ZM72 186L74 188L73 190H72ZM146 186H148L149 188ZM10 187H12L14 189H12ZM33 187H34L35 193L37 192L36 193L37 197H35L36 200L34 199V201H32V202H34L35 204L34 203L33 204L36 206L31 205L32 206V208H31V207H28V206H30V205H28L26 207V208H28L27 210L26 209L24 210V208H22L24 211L21 210L22 212H24L23 214L25 215L28 210L31 211V213H33L34 212L33 210L35 209L36 214L33 213L34 216H32V221H29L31 219H27L29 217L31 218V215H28L30 212H28V214H26L28 217L26 215L25 216L23 215L24 219L22 218L23 220H21L20 218L22 217V215H21V217L17 218V211H16V215L14 214V216H16V219H14V220H16L15 224L20 223L19 226H21V228H24V229H21V232L23 231L22 232L23 235L28 234L29 230H30V233L27 235L30 237V239H32V238L36 239L38 237L37 235L40 234V236L38 237V240L36 239V241L41 243V241H39V240L44 238L43 232H45V228L47 227L46 222H44L45 220L43 219L44 216H42V214H43L42 209H44V210L47 209V205H46V207L44 205L47 204V202H50V199L51 200L53 199V201L54 200L57 201L55 199V197L57 196L58 193H59L58 196H60L61 199H63L64 196L61 195L60 192H56V195L53 194V193H55L53 190L50 192L51 194H49V191H50V190L48 191L49 188L43 189L44 187H42V188L38 189V186L35 187L34 184H33ZM177 187H178V185H177ZM180 187H178V188H180ZM9 188H10V190H9ZM144 188H146V189L148 188V189L145 190ZM151 189H149V190H151ZM143 190L145 193L143 192ZM149 190L147 191V194H149L148 193ZM177 191H178V189H177ZM139 192H140V195L142 194V196H139ZM241 192H242V194H241ZM255 192H257L260 196L257 195V193L255 196ZM66 193H67V196H66ZM72 193H75L76 195L81 194L82 199L88 198V199H86L87 203L84 200L85 204H82V207L84 209H82L81 206L79 207L81 210H79L78 207H76L77 205L75 203V199L70 201V198L72 196V195L70 196V194H72ZM179 193H180V189H179ZM250 193H252V192H250ZM75 194H73L72 198H74ZM133 194H134V192H133ZM147 194H146V196H148ZM45 195H47V196L42 197ZM50 195L52 196V198H50ZM53 195H54V197H53ZM69 196H70V198H69ZM146 196L144 195L145 198H143V201H145V199L148 198ZM18 197L21 198L20 201H21V204H23V206L21 205L22 207H19L20 201H18L19 202L18 204L15 203V201L19 200ZM47 197L50 199L48 200ZM133 197H134V195H133ZM40 198H42L43 200ZM45 198L48 201L44 200ZM57 199L59 200V198H57ZM249 199H250V201H249ZM40 200H42V201L40 202ZM124 200H125V198H123V201ZM9 201H10V204L12 203L14 210L12 208V205L11 206L9 205ZM43 201H46V202L44 203ZM40 204H41V207L38 206ZM125 204H122V205L124 206L125 211H127L126 207H127L128 203H127V205H125ZM42 205L44 208L42 207ZM123 206H121V207L123 208ZM16 207H18V209ZM33 207H37V208L39 207V210L41 209V211H39ZM90 207H92L91 204H90ZM121 207H120V209H118V211H122ZM142 207H144V208H142ZM15 208H16V210H15ZM87 208H89L90 210H88ZM85 209H87L88 211ZM21 211L19 212L18 216H20V213L22 214ZM25 211H26V213H25ZM76 211L78 212V215L79 214L81 215L83 211H85V212H83L84 215L82 214L83 216L81 215V217H80L77 215ZM79 211H81V213H79ZM118 211L115 214V215H118V217L122 216L121 214H123V213L125 214L124 210L122 213L118 212ZM38 212H40V214H38ZM87 212H89V213H87ZM95 214H97L96 215L97 217L95 216ZM183 214L186 217H184ZM67 215H69V216H67ZM70 215H71V217H70ZM75 215H77V216H75ZM161 215H162V217H164L163 219L166 220L165 221L166 223L162 226H161V224L160 225L158 224V221H156V220H160ZM240 217H239V219H240ZM243 217H245V219ZM77 218H79V219L77 220ZM95 218H96V220L101 218L100 220H97L99 223H97L95 221ZM33 219H34V221H33ZM249 219H250V221H249ZM66 221H67V223H66ZM35 223H36V225H35ZM97 224L100 225L101 228L99 226H98L99 228H97ZM40 225L41 226L43 225V226L41 227ZM33 226H34V229H36L35 230L36 232L38 230V234H36L35 231H32L34 229H32V228H31L32 230L30 229V227H33ZM39 226H40V229H39ZM169 228H170V230H169ZM31 231L34 232V235L31 233ZM24 232H26V233H24ZM168 232L170 234H173L174 237H176V238L178 237L177 242L179 244H182L183 246H184V243L188 244V241H191V239H192V241L194 240V244L189 249L188 246L183 247L182 245H179V244L177 246L176 242H174L175 244L173 242L169 243V241H167V240L164 242L163 241L164 239H161V237L166 238V236H168V234H169ZM105 234H107V235H105ZM31 235H33V237ZM41 235H43V236L41 237ZM34 236H37V237L34 238ZM245 236L247 237L248 234L246 233ZM105 237H107V238H105ZM60 238H61V240H60ZM194 238H196V239H194ZM30 239H29V241L31 242ZM5 241L6 240L1 241V246L3 245L2 247L4 249H7L6 243L8 244V242L7 241L5 242ZM166 242H168V243H166ZM9 243H10V247L12 249L16 247L14 245L12 246V241H9ZM13 243H14V241H13ZM163 243H166V244L164 245ZM186 247H188V248H186ZM57 250L58 251L60 250V251L58 252ZM98 251H99V253H98ZM104 252H105V254H107L106 255L107 257L105 256L106 258L104 257V255H105ZM92 253H94V254H92ZM39 254H41V253H39ZM100 255H101V257H100ZM38 256L39 257H37V259H38L37 261L42 260V258H41L42 256L41 257H40V255H38ZM63 257H65V258H63ZM59 258H62V259L60 260ZM104 258H105V260H104ZM252 258H254V256ZM64 259L66 260V262ZM58 260L61 262H59ZM84 260H86V262ZM262 262L264 263V259L261 260V263Z\"/></svg>","mask_w":264,"mask_h":264}]
</instances>
